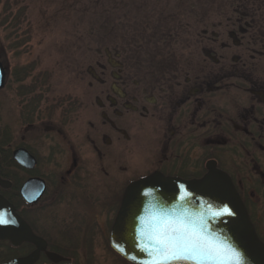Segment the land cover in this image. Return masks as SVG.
Returning a JSON list of instances; mask_svg holds the SVG:
<instances>
[{
  "label": "flooded vegetation",
  "instance_id": "af4514ba",
  "mask_svg": "<svg viewBox=\"0 0 264 264\" xmlns=\"http://www.w3.org/2000/svg\"><path fill=\"white\" fill-rule=\"evenodd\" d=\"M252 12L236 8L230 30L204 31L201 52L176 56L178 48L162 40L169 45L138 69L116 51L99 52L107 64L97 62L85 95L73 101L82 115L75 135L65 131L69 110L46 108L45 178L33 173L38 164L25 169L12 157L10 166L30 175L15 188L0 148V178L12 184H0V196L44 245L0 240V264L37 250L34 264H131L111 243L128 186L155 174L199 180L212 161L232 180L264 244V68L256 64L264 37ZM34 178L45 182L44 222L35 212L42 199L31 206L21 194Z\"/></svg>",
  "mask_w": 264,
  "mask_h": 264
},
{
  "label": "rangeland",
  "instance_id": "374dc122",
  "mask_svg": "<svg viewBox=\"0 0 264 264\" xmlns=\"http://www.w3.org/2000/svg\"><path fill=\"white\" fill-rule=\"evenodd\" d=\"M236 8L254 11L256 30L264 37V0H0V62L7 72L0 91L5 173L19 186L30 176L10 166L13 151L26 148L39 161L33 173L45 178L46 108L57 111L62 104L69 110L65 131L75 135L82 115L73 101L85 95L97 62L107 64L99 52L116 51L121 62L137 69L144 57L169 45L162 40L178 48L176 56L201 52L202 33L230 30L226 20ZM256 64L264 68V56ZM35 212L46 220V195ZM98 253L104 254L101 247Z\"/></svg>",
  "mask_w": 264,
  "mask_h": 264
},
{
  "label": "water",
  "instance_id": "95a60500",
  "mask_svg": "<svg viewBox=\"0 0 264 264\" xmlns=\"http://www.w3.org/2000/svg\"><path fill=\"white\" fill-rule=\"evenodd\" d=\"M6 78L7 72L0 62V91L5 87ZM13 158L25 169H33L38 164L37 159L24 148L16 149ZM207 167L208 173L199 180L183 181L155 174L129 185L112 229V248L132 264H149L151 257L137 246L136 231L140 227L141 217L148 220L163 210L169 214L203 220L208 235L226 241L241 253L242 264H264V244L256 233L235 185L226 173L217 168L215 162H210ZM207 177H212V180L206 181ZM0 184L5 189L12 185L1 178ZM180 185H184V191H181ZM45 190V182L34 178L23 185L21 194L29 205L34 206L42 199ZM225 204L235 211V216L214 215ZM0 207L5 219L16 221V224L0 226V240H8L15 245L30 241L38 249L44 248L43 240L36 237L20 219L13 204L0 196ZM38 257L39 250L27 260L7 264H34ZM50 257L55 259L56 255L50 254ZM174 264L191 262L180 261Z\"/></svg>",
  "mask_w": 264,
  "mask_h": 264
},
{
  "label": "snow or ice",
  "instance_id": "6c2138e0",
  "mask_svg": "<svg viewBox=\"0 0 264 264\" xmlns=\"http://www.w3.org/2000/svg\"><path fill=\"white\" fill-rule=\"evenodd\" d=\"M205 179L211 181L212 177ZM179 188L185 190L184 185ZM214 215L235 216L236 213L225 204ZM7 224H16V221L5 219L0 214V225ZM136 241L140 250L151 257L149 264H174L180 261L191 264H242L241 253L226 241L208 235L203 220L173 215L163 210L148 220L140 218ZM120 250L124 249L121 247Z\"/></svg>",
  "mask_w": 264,
  "mask_h": 264
},
{
  "label": "trees",
  "instance_id": "16d2710c",
  "mask_svg": "<svg viewBox=\"0 0 264 264\" xmlns=\"http://www.w3.org/2000/svg\"><path fill=\"white\" fill-rule=\"evenodd\" d=\"M11 157H12V155H11ZM15 188H17V184L15 185Z\"/></svg>",
  "mask_w": 264,
  "mask_h": 264
}]
</instances>
